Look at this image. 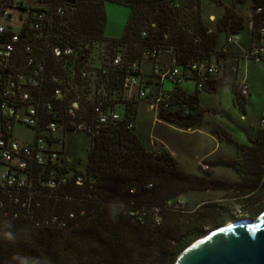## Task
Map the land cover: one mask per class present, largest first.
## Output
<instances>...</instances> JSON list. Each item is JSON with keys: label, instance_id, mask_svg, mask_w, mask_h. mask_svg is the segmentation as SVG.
<instances>
[{"label": "trees", "instance_id": "16d2710c", "mask_svg": "<svg viewBox=\"0 0 264 264\" xmlns=\"http://www.w3.org/2000/svg\"><path fill=\"white\" fill-rule=\"evenodd\" d=\"M40 1L67 7V14L57 21L63 36L81 52H89L94 44L111 52L122 45L128 61L141 60L146 48L161 46L165 34L167 42L176 46L181 62L210 56L224 43L222 31H242L245 20L243 14L225 5L210 26L202 16L201 0H112L130 6L131 13L122 36L109 37L105 34L106 0ZM209 28L214 31L209 33ZM144 30L146 36L142 35ZM47 63L52 69L54 60ZM226 84L232 88L235 104L247 111L248 97L230 74H223L204 89L218 92ZM185 91L174 93L180 106L160 110L159 119L181 128L203 123L210 109L201 103V90ZM184 101L191 108L188 114L181 111ZM221 126L215 122L211 129L219 138L234 143L237 155L204 158L203 163L233 168L241 179L237 183L213 176L202 164L198 166L202 173L185 171L168 148H149L136 126L129 129L126 121L94 134L85 172L76 165L63 166L61 172L70 171L72 177L61 185L56 197L36 207L34 216L18 210L20 215L14 218L5 214L8 206L0 209V264H174L178 254L204 233L209 222L206 216L217 217L216 223L222 224L229 213L213 208L199 213L174 211L166 208L168 200L192 190H237V186L248 195L264 178V129L247 144ZM38 172L47 171L39 168ZM84 174L83 183L77 184L76 177ZM154 209H159V223L155 222ZM47 214L59 217L65 225L45 224ZM139 214L142 220L137 218Z\"/></svg>", "mask_w": 264, "mask_h": 264}, {"label": "built area", "instance_id": "2783aa9c", "mask_svg": "<svg viewBox=\"0 0 264 264\" xmlns=\"http://www.w3.org/2000/svg\"><path fill=\"white\" fill-rule=\"evenodd\" d=\"M249 7L250 31L246 43L241 31H222L224 43L216 52L181 62L176 46L167 42L168 34H165L161 46L146 48L141 60L128 61L122 45L113 52L97 45L100 56L96 64L92 59L95 44L91 51L81 52L63 36L57 20L67 14V7H52L42 1L27 5L24 0H2L0 194L9 195L14 204L23 207L31 203L40 206L39 200H33L39 193L51 192L50 196L56 197L61 185L73 175L66 177L67 172H61L66 165L67 131L80 130L93 136L124 121L127 128L133 129L137 122L135 106L145 102L157 113L162 109H177L180 104L174 93L181 89L190 92L186 86L189 80H195V88L202 90L227 73L240 82L242 94L248 97L249 86L240 80L239 74L242 60H264V0H251ZM13 9L20 11L18 28L2 20L14 21ZM213 31L208 29L209 33ZM142 35L146 36L147 32L142 31ZM199 40L195 38L196 42ZM144 58L151 61L148 71L142 67ZM50 59L54 60L52 69L47 63ZM166 81L172 82L173 87L166 88ZM185 101L181 111L188 114L191 108ZM16 124L34 129L33 138L18 140L14 136ZM39 168L46 170V174L37 173ZM85 178V174L78 175L76 183L82 184ZM166 208L181 212L194 210L182 194L168 200ZM8 212L14 218L20 215L18 210L8 208L5 214ZM137 218L142 220V215ZM160 220L161 216L156 215L155 222ZM53 222L58 227L65 225L57 216L50 217L47 224Z\"/></svg>", "mask_w": 264, "mask_h": 264}, {"label": "rangeland", "instance_id": "374dc122", "mask_svg": "<svg viewBox=\"0 0 264 264\" xmlns=\"http://www.w3.org/2000/svg\"><path fill=\"white\" fill-rule=\"evenodd\" d=\"M34 0H31L32 2ZM40 1V0H39ZM38 1V2H39ZM251 0H201V13L208 25L214 26L215 20L211 18L212 15L216 17L221 16L224 12L225 5H229L236 9L237 12L244 15V19L249 14ZM105 11L107 16L106 22V35L109 37H121L128 17L131 13V7L122 3H118L112 0L105 1ZM19 12L16 11L15 17V27H20L19 23ZM250 20L247 17L245 20L244 29L241 31L243 43L249 37ZM222 40V37H221ZM92 50V47L90 51ZM99 50L97 45L94 46L92 53V59L94 63L99 62ZM246 61L241 62L242 72L245 74L248 83L250 85V96L248 97L247 111H243L234 102V93L230 84H226L221 87L218 92H209L205 89L200 91V98L206 108L210 110L205 113V119L203 123L200 124L199 129H182L173 127L171 124L157 119L158 114L154 109H149L145 102H140L138 106L137 122H136V132L140 135L144 143L149 148L154 147H165L166 144L173 147L178 152V157L182 159L185 163V171L202 173L199 168L195 167V163L199 158L202 151L210 150L215 146V142L209 138V134L217 136L215 132L212 131V125L215 122L220 123L224 129L232 134V136L243 143L249 144L252 138H255L259 132V129H264V60H256L246 58ZM142 67L145 71H148L151 67V61L144 58L142 61ZM166 88H172L173 83L166 81ZM186 86L195 90L196 81L189 80L186 82ZM224 119L225 123L219 120ZM209 120L210 127H207V121ZM233 122V124L231 123ZM66 147L65 153L66 157L69 158L70 165L84 166L87 162V152L90 147V134L80 131L71 130L66 132ZM14 136L18 140H31L34 136V129L27 127L23 124H16L14 126ZM217 138L221 141L220 148L216 151V154L211 158H224L220 155L227 156L228 158H234L237 155V150L234 143L228 142L223 136L222 138ZM161 148H156L159 150ZM226 157V158H227ZM66 164V163H65ZM200 164H202L204 169H211L213 176L220 177L229 181L239 182L241 181L239 175L235 170L228 166L218 165V166H208L203 163V159ZM67 165V164H66ZM68 166V165H67ZM182 168V167H181ZM72 172L65 173L66 177H70ZM230 190H213L209 189L206 194H192L188 195L190 203L188 204L190 208L194 209L195 212H204L206 208H213L229 213V219L222 223H216L217 217L206 216L204 219L208 220L206 226H204V233L196 237L192 242H190L177 256L181 255L185 249H187L192 243L197 239L202 237L205 233L211 231L212 229L224 226L230 221L235 219H253L256 220L264 212V178L260 182V187L250 194H243L242 187L237 186ZM51 192L39 193L35 196V199L39 200L42 204L44 200H48L51 196ZM204 200L200 201L201 199ZM0 200H2L1 208L8 206L10 211L20 210L24 212V215L34 216L33 211L36 206L31 203L28 207H23L14 204L11 197L5 193L0 194ZM200 202V203H198ZM26 209V210H24ZM29 209V210H27ZM153 210V208H152ZM159 209H154V216L158 214ZM140 212V211H139ZM142 213V212H140ZM143 214V213H142ZM6 215H11L10 212ZM50 216L46 215L44 223L47 224ZM161 221V220H160ZM53 226L58 227L55 222ZM175 260V262H176ZM174 262V264H175Z\"/></svg>", "mask_w": 264, "mask_h": 264}, {"label": "water", "instance_id": "95a60500", "mask_svg": "<svg viewBox=\"0 0 264 264\" xmlns=\"http://www.w3.org/2000/svg\"><path fill=\"white\" fill-rule=\"evenodd\" d=\"M190 245L175 264H264V212Z\"/></svg>", "mask_w": 264, "mask_h": 264}, {"label": "crops", "instance_id": "0c3cea01", "mask_svg": "<svg viewBox=\"0 0 264 264\" xmlns=\"http://www.w3.org/2000/svg\"><path fill=\"white\" fill-rule=\"evenodd\" d=\"M1 1H2V0H0V3H1ZM24 1H25V4H27V5H34V4H37L39 0H34V1H32V2H30L31 0H24ZM233 7H234V6H233ZM16 11L20 12V11L17 10V9H13V10H12V14H13L14 21H15V17H16ZM221 15H222V14H221ZM219 17H220V16H219ZM219 17H216L215 15H212V16H211V18H212L213 20H215V21H217V19H218ZM246 19H247V17H246ZM246 19H245V20H246ZM2 20L5 21V22H8V23H11V24H13V25L15 26L14 21H12V20H6V19H3V18H2ZM245 20H244V26H245ZM11 21H12V22H11ZM215 23H216V22H215ZM15 28H18V27H15ZM243 29H244V28H243ZM243 29H242V30H243ZM249 31H250V29H249ZM105 34H106V29H105ZM243 61H246V60H243ZM239 78H240V80L245 81V82L248 84L249 89H250V85H249V83H248V80H247L245 74L242 72V68H241V70H240ZM250 91H251V89H250ZM249 96H250V94L248 95V97H249ZM201 103H202V101H201ZM146 105H147V104H146ZM202 105L206 108V105H204L203 103H202ZM138 106H139V104H138ZM147 107H148V106H147ZM207 109H210V108H207ZM137 113H138V107H137ZM157 119H159V118L157 117ZM204 119H205V117H204ZM204 119H203V120H204ZM217 119H218V118H217ZM159 120H161V119H159ZM218 120H219V119H218ZM219 121L225 123L224 119H221V120H219ZM263 121H264V118H263ZM167 123H168V122H167ZM231 123L233 124V122H231ZM169 124H171L173 127H176V128L182 129L181 127H178V126H176V125H174V124H172V123H169ZM199 126H200V125H197V126H194V127H188V128H186V129L194 130V129H197ZM207 127H210L209 120L207 121ZM184 129H185V128H184ZM198 129H199V131H202L201 128H198ZM208 134H209V135H208L209 138L215 142V146H214L213 148H210V150H206V151H202V152H201L199 158L197 159V161H196V163H195V167H196V168H198V166H199V164H200V162H201L202 159H204V158H211L212 156H214V154H216V151L220 148L221 141L217 138V136H215V135H213V134H210V133H208ZM90 140H91V135H90ZM164 146H165L166 148H168V149H169V150L175 155V157L177 158V160H178L180 166H181L182 168L185 169V167H184L185 163L182 161L181 158L178 157L179 154H178L177 150H175L173 147H170L169 145L166 146V144H165ZM65 147H66V139H65V142H64V159H65V163H66L67 165H70V164H69V158H68V156L66 157ZM156 148H162V147H161V146H160V147H157V146H156V147L151 148V149H156ZM159 150H160V149H159ZM210 155H212V156H210ZM215 157L218 158V156H215ZM220 157H224V158H226L227 156L220 155ZM227 158H228V157H227ZM234 158H235V157H234ZM77 167H78V168H81V169H85V168H84L85 165H84V166H77ZM192 192H195V194H206L205 192H209V189H207V190H192V191H190V192H188V193H184V194H182L183 197L185 198V200L187 201L188 204L190 203V201H189V199H188V195H189V194L191 195ZM198 199H201L200 201H202V200H204L205 198H198ZM202 202H203V201H202ZM198 203H200V202H198Z\"/></svg>", "mask_w": 264, "mask_h": 264}, {"label": "bare ground", "instance_id": "6f19581e", "mask_svg": "<svg viewBox=\"0 0 264 264\" xmlns=\"http://www.w3.org/2000/svg\"><path fill=\"white\" fill-rule=\"evenodd\" d=\"M237 222H239V220L235 219L234 221H230V222H228V223L225 224L224 226H221V227H218V228L212 229L211 231L205 233L202 237H200L199 239H197V240H196L194 243H192L191 245H194L195 243L201 241L202 239L206 238L207 236L211 235L212 233H214V232H216V231H218V230H220V229H222V228L228 227V226H230V225H232V224H234V223H237ZM180 257H181V256H180ZM177 261H178V260H177ZM177 261H176V263H177Z\"/></svg>", "mask_w": 264, "mask_h": 264}]
</instances>
